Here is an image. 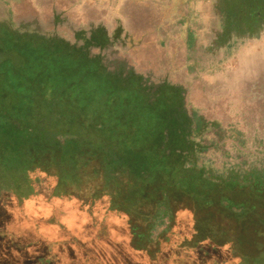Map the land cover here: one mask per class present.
<instances>
[{
	"label": "trees",
	"instance_id": "1",
	"mask_svg": "<svg viewBox=\"0 0 264 264\" xmlns=\"http://www.w3.org/2000/svg\"><path fill=\"white\" fill-rule=\"evenodd\" d=\"M117 100L94 124L75 108L45 130L0 129V264H264V172L225 180L186 168L180 154H146L156 117L125 115ZM123 142L136 163L112 172L110 144ZM13 235L34 240L19 248ZM154 242L171 245L152 262Z\"/></svg>",
	"mask_w": 264,
	"mask_h": 264
},
{
	"label": "crops",
	"instance_id": "2",
	"mask_svg": "<svg viewBox=\"0 0 264 264\" xmlns=\"http://www.w3.org/2000/svg\"><path fill=\"white\" fill-rule=\"evenodd\" d=\"M247 14L263 16L264 0H0V38H14L0 56L20 51L21 63L41 79L50 66L77 77L70 89L93 83L91 116L110 114L117 98L120 110L134 102L137 115L155 113V101L170 91H182L184 102H193L199 82L204 119L227 125L234 116L218 100L209 102L210 92L223 87L232 93L264 77V23L253 35L234 25ZM3 71V81H21L16 85L25 95L24 78ZM210 74L217 82L206 78L203 85L200 80ZM98 86L110 91L98 92Z\"/></svg>",
	"mask_w": 264,
	"mask_h": 264
},
{
	"label": "rangeland",
	"instance_id": "3",
	"mask_svg": "<svg viewBox=\"0 0 264 264\" xmlns=\"http://www.w3.org/2000/svg\"><path fill=\"white\" fill-rule=\"evenodd\" d=\"M45 62V58H41L39 63ZM46 64H44L45 66ZM24 78V89L26 88L25 95L22 93L20 94L21 89L20 86L16 85L18 84V80L16 81H10L0 78V129L5 128V131L7 130L10 133L17 132L19 129H23V131H33L38 130L41 128H44L48 126L50 123L47 119L51 120V118H59L63 117L64 114H66L67 111H70L77 108L78 110H84L85 112H88V106L89 102H87L89 95H91V92L94 89V84L91 83V86L89 88L84 87L83 90L80 89H70V84L74 83L77 80V77H70L69 75H66V73H57V74H50L49 76L45 78H39L38 75H31L28 73V71L20 72L19 73ZM80 80V79H79ZM78 80V81H79ZM17 82V83H16ZM91 82V80H90ZM199 83V82H198ZM22 84V83H21ZM98 85V84H97ZM107 88V90H106ZM219 88H217L218 90ZM242 89H248L249 92L252 91L255 88H242ZM18 90V91H17ZM110 91L108 87H97V91ZM213 94L215 95L216 88L213 89ZM221 91V88L219 89ZM257 93L258 92L257 90ZM193 96L198 98L200 100V87L199 84H197V87L193 88L192 92ZM21 95V96H20ZM22 99V101H21ZM24 99H27V101H24ZM72 101H71V100ZM128 99H131L130 97ZM66 100V101H65ZM21 101V102H20ZM36 103V104H35ZM65 103V104H63ZM179 105V104H178ZM177 105V107H178ZM243 105V106H242ZM241 110H240V121H241V130L239 131V135H234V142L236 145H239L240 151L236 152L229 145L225 143L224 146L218 145L216 148H213L212 145L218 140V136L213 134V130L210 133L208 131V134H202V135H188V133L179 132L178 128H175L173 132L175 136H178V140H194L196 143H199L202 148H205V150L197 152L199 155H196L197 161L199 163H204L206 161L207 166H210L212 168V174H210L213 177H219L223 175V172H227V169L234 167L244 170L255 169L259 172H264V103L257 102L256 104L253 103H242ZM249 105L248 111L245 110L247 106ZM254 107V109H253ZM131 108V107H130ZM51 109V113H47L46 111ZM165 109V108H163ZM253 109V110H252ZM7 114L11 119L12 122L9 121V119L5 116ZM43 113V114H42ZM179 112H176V115H178ZM40 114V115H39ZM48 114V117L45 115ZM175 115V117H176ZM86 116L90 117L86 113ZM143 120L147 121L149 115H144L143 113H140L139 115ZM99 117V115H92L89 119H93L94 121ZM145 117V118H144ZM182 120L178 119L177 116V124L179 126H182L181 124ZM16 123V124H15ZM77 124L67 126L71 131L77 130ZM186 125V123H185ZM37 126V127H36ZM104 123L98 124V126H95L96 129H99L100 127H104ZM177 126V127H179ZM158 127V126H157ZM188 127V126H186ZM191 127H194V124H192ZM219 130V129H218ZM215 132V131H214ZM164 135L166 139L168 136L170 137L168 131H164ZM99 135H91L92 142L94 144L95 141L100 142L101 139L98 137ZM177 137V138H178ZM108 138V137H107ZM62 140V139H61ZM113 140V142H116L114 138H111L107 141ZM175 140V146H179V141ZM63 142V140L61 141ZM224 142V141H223ZM222 142V143H223ZM228 144L231 142H227ZM183 144V143H182ZM111 150L109 152L110 156L107 157L109 168L110 165L112 166V172L118 171V167L120 166H127L128 163L135 164L136 161L134 160V157L136 156L133 151H126L129 149L126 142H123L122 144H110ZM147 145V144H146ZM187 147V146H186ZM149 154L150 152L155 151V142L151 143L149 146H147V149H144ZM214 150V151H213ZM185 153L184 155H188L187 151L188 149H183ZM183 151H179L178 153H182ZM155 153V152H154ZM228 154L229 156H226ZM233 157L235 158H232ZM195 157V156H194ZM120 158V160H119ZM129 158V159H127ZM190 160H192V156L189 157ZM201 160H204L202 162ZM210 162V163H209ZM251 163L252 166L248 168V164ZM107 164V165H108ZM123 167V168H124ZM110 170V169H109ZM225 170V171H224ZM141 175L144 180L148 179L147 172L142 168ZM239 199V198H238ZM144 210V209H143ZM261 211V214H264V208L258 209ZM145 211V210H144ZM169 221L167 219L162 220L160 222V225L156 227V230H153L152 232V239L155 241V238L158 237V235L163 232L167 226H169ZM9 228V227H8ZM201 229V234H204L205 232L211 233V230ZM13 230H17V228H12ZM2 232H5L6 229H2ZM0 231V232H1ZM34 238L32 237L31 240L28 238L23 237H17V236H11L10 242L13 243L14 246H17L19 248H23L25 246H28L30 241L33 242ZM175 239H173V242ZM172 244V241H170ZM168 243L167 245L161 244L156 245L155 242L151 245V253L148 255V259H150L152 262H155V254L157 251H163L167 250V246L171 245ZM127 254H124L123 257L125 259H130L131 261L136 259L133 258L130 254V251H126ZM189 255V254H188ZM190 256V255H189ZM56 257L53 255L51 259H55ZM61 258V257H60ZM66 262V258L62 259ZM236 262L232 261L230 264H235Z\"/></svg>",
	"mask_w": 264,
	"mask_h": 264
},
{
	"label": "flooded vegetation",
	"instance_id": "4",
	"mask_svg": "<svg viewBox=\"0 0 264 264\" xmlns=\"http://www.w3.org/2000/svg\"><path fill=\"white\" fill-rule=\"evenodd\" d=\"M241 17H242L241 22L240 21L236 22L234 25H239L240 27L241 26L244 27L245 29L244 35H253L256 32L260 31L261 25L264 23V15L262 16V15H256V14H249V15L247 14ZM11 39H14V38H12V36H4V37L2 36V38H0V48L6 49L8 45H6L5 43L7 44L10 43L12 41ZM9 51L10 52H6L3 57L0 56V62L1 60H3L2 63H0V78L1 79L3 76V72H4L3 68L4 69L7 68L9 72L16 75V77H17V74L20 75L19 74L20 72H24L25 74V71H28V73L31 75L37 74L38 75L37 77H40V75L38 74L39 72H36L34 69L28 67L27 64L21 63L22 60H24V56L20 51H17V50L12 51L11 49ZM52 59H54V56L52 57ZM49 68H50L51 75L60 73L59 71L54 70V68L51 66ZM213 75L214 74L203 76L200 82H202L203 85H205L208 81L215 84L217 81L216 79H213ZM206 78L209 79L207 82L205 81ZM16 80L17 79H15V81ZM18 82L20 83L21 81L18 80ZM221 86H222V83H221ZM241 87L242 88H250V87L252 88L253 87L255 89L249 92L248 89L241 90ZM220 88H221V91L219 90ZM220 88L218 90L216 89L215 95L213 94L214 90L210 92L209 96H211V98L209 97V102H211L212 100H215V102H217L218 100L221 106L226 108L228 110L227 112L231 113L234 116L233 119L230 120L229 124L227 125H225L222 120H219V121L209 120L208 121L204 119L205 113L203 114L201 113L203 112V109H202L203 107L200 103V100L193 96V102L186 103L187 100L185 99L186 101L184 102L183 92L179 90L170 91L169 92L170 95L164 94L165 97L159 100V102L156 100L155 101V113H148L146 111H143L144 115L152 114L157 119L155 122V130L160 129V131L157 135L158 138L155 140L156 149L158 151H163L166 155H169L171 153L182 155L183 158L181 159V161L183 162V165L186 168L196 167L197 169H204L206 172V176H211L210 174H212L213 170L210 166H207L206 161L204 162V160H201L204 163H199V161H197V158L199 157L196 156V155H199V153H201V152H197L198 150L200 151L201 149V151H203L205 150V148H202V146H200L199 143H196L194 140H191V139L178 140L179 137L175 136L174 135L175 132H173L175 128H178L179 132H182V131L183 133L187 132L189 136L208 134V131H210L211 133L213 130V134L217 135L219 139V142L218 140H216V142L212 145L213 148H216L218 145L224 146L226 143L227 145L231 147V149L238 152L240 151V147L239 145L235 144L234 135H239L240 133L239 131H242L241 130L242 123L240 121V110H241L242 103H245V104L247 103L256 104L257 102L264 103V77L251 82L250 85H247V84L241 85L235 88L232 93L228 91L229 93L226 92L227 93L226 94L225 91L223 90L224 88L223 87H220ZM257 90L260 93H257ZM96 91H97V88H96ZM200 95H201V89H200ZM203 99L205 100L206 98L203 97ZM118 100L115 101V103L119 108L120 100L119 101ZM124 105H126L127 107L126 110L121 109L120 111H124L125 115L136 113L135 112L136 106L134 102L132 103L129 100L128 105L127 104H124ZM248 107L249 105L247 106V108H245L246 111H248L249 109ZM174 110L176 112H179L178 115H176V112H173ZM140 112L137 111L138 114H140ZM115 113L117 112L115 111ZM177 116H178V119L182 120L181 122V124L183 123L182 126H179V124H177ZM8 119L10 122H12V119L9 116H8ZM192 124H194V127H191ZM157 125L158 127H156ZM166 130L168 131L170 135V137L168 136L167 139L164 135V131ZM175 140H178L179 144L181 143L179 146H177L178 148H176L175 146ZM227 142H231V143L228 144ZM183 149L185 150L188 149L187 151L188 155L183 154L185 153ZM178 150L183 151V152L178 153ZM190 156H192V160H190L189 158ZM226 156H229V155L226 154ZM232 158H235V157H233L232 155ZM248 166H249L248 168H250L252 164L249 163ZM253 172L263 173L255 169L253 170L250 169V171L249 170L243 171L242 169H239L238 167L235 168V166L234 167L231 166V168L227 169V172H223V175L220 177L222 179L229 180L231 176L234 175L233 173H235L236 176H238L240 179H243L247 175Z\"/></svg>",
	"mask_w": 264,
	"mask_h": 264
},
{
	"label": "water",
	"instance_id": "5",
	"mask_svg": "<svg viewBox=\"0 0 264 264\" xmlns=\"http://www.w3.org/2000/svg\"><path fill=\"white\" fill-rule=\"evenodd\" d=\"M48 22H49L48 25H51V26L53 25V22L51 21V19H48ZM63 27H64V28H66V27L72 28V25H70V24H69V25H65V24H64ZM74 27H75V26H74Z\"/></svg>",
	"mask_w": 264,
	"mask_h": 264
}]
</instances>
